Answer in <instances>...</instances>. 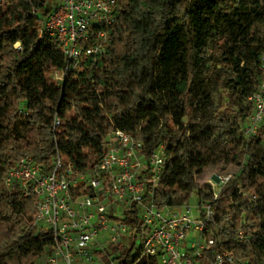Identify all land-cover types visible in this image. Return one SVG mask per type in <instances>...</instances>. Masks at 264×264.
I'll use <instances>...</instances> for the list:
<instances>
[{
  "label": "trees",
  "instance_id": "1",
  "mask_svg": "<svg viewBox=\"0 0 264 264\" xmlns=\"http://www.w3.org/2000/svg\"><path fill=\"white\" fill-rule=\"evenodd\" d=\"M56 6L0 3V264H35L55 244L51 232L34 225L36 197L6 187L9 171L25 157L51 169L57 155L79 170L94 167L117 130L143 140L148 153L164 147L156 204L189 205L193 194L199 209L212 204L208 236L216 242L199 264H215L218 251L264 264V142L243 131L253 110L250 103L246 113L245 103L264 81V0H116L107 48L76 71L58 43L41 34ZM205 63L224 78L230 107L197 130L185 119L212 86ZM52 73L66 76L55 81ZM210 90L212 101L217 88ZM210 162L221 172L241 167L215 202L210 185L196 181ZM240 183L251 196L239 194ZM126 223L142 225L137 210ZM108 256L106 264H157L141 262L133 239L111 245Z\"/></svg>",
  "mask_w": 264,
  "mask_h": 264
},
{
  "label": "built area",
  "instance_id": "2",
  "mask_svg": "<svg viewBox=\"0 0 264 264\" xmlns=\"http://www.w3.org/2000/svg\"><path fill=\"white\" fill-rule=\"evenodd\" d=\"M56 2L41 34L58 43L68 69L76 71L84 58L103 53L107 48L116 0ZM59 74L57 81H63L66 75ZM249 101L253 110L244 123V134L263 139L264 81ZM60 126L61 121L56 119L54 130ZM106 152L99 164L83 170L60 155L54 158L51 169L32 157H25L7 174V188L18 185L25 197H36L34 225L54 235L55 244L46 263L94 262L98 252L105 254L111 245H125L133 239L136 246L140 242L141 262L155 259L157 264H199L204 252L216 242L208 236V224L216 212L212 204L203 209L198 205L193 209L189 205L156 204L154 193L162 185L166 164L163 146L148 153L143 140L117 130L107 137ZM233 180V175L224 174L209 181L213 202L220 199L224 188ZM241 190L239 187L240 195L248 196ZM135 210L142 223L140 227L126 223L127 216ZM104 234L108 242L101 236ZM238 237H244L242 231ZM215 264L247 262L231 252L218 251Z\"/></svg>",
  "mask_w": 264,
  "mask_h": 264
},
{
  "label": "rangeland",
  "instance_id": "3",
  "mask_svg": "<svg viewBox=\"0 0 264 264\" xmlns=\"http://www.w3.org/2000/svg\"><path fill=\"white\" fill-rule=\"evenodd\" d=\"M224 42H228L227 36H224ZM203 73L205 76H207L212 86L211 88H217V90L213 94V100L210 101L207 99L208 95L211 92V88L207 87L204 89L202 95H200L197 99V102L195 103L192 115L189 118L185 119L186 125H193L197 127V130L201 125H203L206 120L210 119L211 117H217L219 114L225 112L230 107V98H229V91L226 87L225 80L222 76H220L218 73L214 74L212 63H205L203 68ZM60 74H51V80L57 81ZM212 93V92H211ZM246 107V113H251V104L249 100L245 103ZM173 124L170 125V128H173ZM110 137V135H109ZM263 141H264V135H262ZM241 173V167L238 166L236 163L229 164L227 167L226 172H221L219 169V165L215 162H210L203 170L202 174L198 175L196 177V181L203 185L206 183H209L212 179H215L218 175H224V174H231L234 176V178L239 177ZM243 184L240 183L239 187H242V190L240 192L242 193H248V196L252 195L251 191L249 189L243 188ZM163 185H160L159 188H162ZM158 188V189H159ZM198 196L196 194H193L191 198L189 199V206H191L193 209L198 205ZM106 238L105 242L108 240L107 234L101 235ZM100 236V237H101ZM108 242V241H107ZM131 241L127 242L124 246L129 245ZM140 242L137 244V248H139ZM106 249V248H105ZM109 250H106L105 254L101 251L97 253L98 257H95L94 262H88L86 261L84 264H106L107 259L109 258ZM49 255L42 257L40 260L36 261L35 264H39L43 261H46Z\"/></svg>",
  "mask_w": 264,
  "mask_h": 264
},
{
  "label": "crops",
  "instance_id": "4",
  "mask_svg": "<svg viewBox=\"0 0 264 264\" xmlns=\"http://www.w3.org/2000/svg\"><path fill=\"white\" fill-rule=\"evenodd\" d=\"M46 262H47V260L46 261H43V262H41L39 264H47ZM77 264H79V263H77Z\"/></svg>",
  "mask_w": 264,
  "mask_h": 264
}]
</instances>
